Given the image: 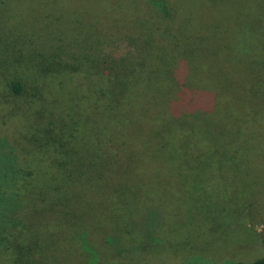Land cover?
<instances>
[{
	"label": "trees",
	"instance_id": "obj_1",
	"mask_svg": "<svg viewBox=\"0 0 264 264\" xmlns=\"http://www.w3.org/2000/svg\"><path fill=\"white\" fill-rule=\"evenodd\" d=\"M67 1L73 19L62 27L69 38V56L61 58L57 66L51 65L49 77L42 80L40 74L44 87L37 84L26 92L27 83L21 80L6 84L13 98L27 97L10 111L19 123L13 144L7 138L0 139V150L8 147L7 152L0 151V175L11 181L17 179L16 186L21 184L13 192L0 193V243L8 248L14 264H36L33 257L49 251L39 247L32 224L20 214L25 207L37 214L43 229L56 224L59 229H77L76 250L87 264L97 261L98 254L108 257L110 252L106 256L100 251L106 246L120 255L129 245L153 242L155 229L146 228L144 222V230H140L141 219L134 212L139 194L136 186L143 171L152 169V180L161 181L159 173L161 169L169 172L171 161L177 168L186 167L184 171L193 161L192 167L198 172L210 166L216 155H226L228 148L246 150L242 147L247 142L249 145V140L245 137V145L240 141L247 132H243L245 124L238 119L236 106L241 99L245 106L259 112L260 99H256V105L253 100L257 97L256 84H264V70L250 73L243 68L209 74V79L192 85L179 71L176 57L157 51L160 49L152 28L132 38V43L143 44L137 49L142 55L136 56L150 50L147 59L130 53L117 58L103 52V46L113 42L105 34L107 28L118 33L123 24L113 22L102 8L100 17L107 28L89 25L86 29L79 23L84 14L97 12L98 0ZM155 2L158 13L168 17L171 11L165 0ZM11 53L6 49L8 57ZM0 62L7 67L13 64L5 59ZM151 64L155 70L148 73ZM210 79L214 81L212 88L207 84ZM231 87L235 92L228 93ZM44 88L55 91L56 98L51 100ZM167 103L174 104L173 113L165 108ZM200 151L208 152L203 160ZM18 152L24 154L22 164L13 155ZM196 188L189 198L197 202L204 198L208 203L210 191ZM21 194L29 196L27 203H21ZM115 203L123 211L120 221L113 215ZM155 210L149 206L148 213ZM154 225L160 226L157 232L163 222ZM104 229V234L99 233ZM229 264H264V257Z\"/></svg>",
	"mask_w": 264,
	"mask_h": 264
},
{
	"label": "rangeland",
	"instance_id": "obj_2",
	"mask_svg": "<svg viewBox=\"0 0 264 264\" xmlns=\"http://www.w3.org/2000/svg\"><path fill=\"white\" fill-rule=\"evenodd\" d=\"M62 1L0 0V61L13 62L9 67L0 62V96L4 97H0V139H8L9 143L13 144L19 124L10 111L16 108V103L22 105L21 100L25 101L27 97L13 98L14 94L6 84L21 80L27 83L26 92L37 84L44 87L46 84L39 79L40 74L42 80L49 77L51 65L57 66L61 58L69 56V38L62 25H68L67 20L73 19V9L67 0L64 5ZM165 2L171 12L164 18L154 6L155 0H98L97 12L84 14L79 24L86 29L89 25L107 28L100 17L101 9L106 8L113 22L123 24L118 33L107 28L105 34L113 42L105 44L103 52L117 58L125 53L142 55L137 49L143 48V44L137 43V46L136 42L132 43V38L152 28L160 49L157 51L176 57L179 71L192 85L209 79V74L233 73L243 68L249 69L247 72L250 73L264 70V0ZM92 3L94 1L88 6ZM6 49L12 52L10 57L5 54ZM73 50L77 51V47ZM145 50L146 55L136 57L147 59L150 50ZM154 66H148V73L155 70ZM207 84L212 88L214 81L210 79ZM255 90L257 97L253 103L256 105V99H260L259 112L245 106L241 99L242 107L239 103L236 106L238 119L245 124L243 132H247L240 141L245 145V137L249 140V145L246 141L242 147L246 150L238 152L228 148L226 155L222 158L216 155L210 166L202 167L198 172V168L192 167L193 161H189L186 171V167L177 165L178 169L171 161L167 165L169 172L161 169V181H153V170L146 168L136 186L139 194L135 200V217L138 215L141 219L140 230H144V222L146 228L155 230L160 226L154 222H163L162 228L152 231L153 242L144 246L129 245L120 255L112 246L100 249L105 254L110 252L108 257L98 254V260L91 264H229L264 257V84H256ZM43 91L51 100L57 96L55 91L45 88ZM150 91L154 92L153 89ZM232 91L235 92L233 87L228 93ZM26 106L33 105H24L27 110ZM47 107L54 109L51 105ZM165 108L170 112L176 110L173 103H167ZM166 115L169 117V112ZM0 151L5 153L8 147ZM200 152L201 160L207 157V151ZM18 153L13 155L22 164L24 154ZM2 179L0 175V193L8 194L21 185L16 186L17 179ZM196 186L205 188L204 192L210 191L208 203L203 197L199 202L189 198ZM19 199L25 204L29 196L21 194ZM115 204L113 215L120 221L123 211L118 203ZM148 205L158 210L148 213ZM20 214L32 224L39 247L45 246L49 250L33 257L36 264H87L86 258L84 260L76 250L79 245L75 238L77 229H59L57 224L43 229L37 214L28 212L27 207L21 209ZM94 231L98 233V228ZM104 231L99 233L104 234ZM10 254L1 242L0 264H14Z\"/></svg>",
	"mask_w": 264,
	"mask_h": 264
}]
</instances>
